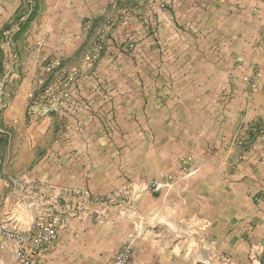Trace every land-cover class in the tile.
Returning a JSON list of instances; mask_svg holds the SVG:
<instances>
[{"label":"rangeland","instance_id":"1","mask_svg":"<svg viewBox=\"0 0 264 264\" xmlns=\"http://www.w3.org/2000/svg\"><path fill=\"white\" fill-rule=\"evenodd\" d=\"M0 2H22L0 4V168L19 204L1 224L55 222V264H264L254 189L233 177L264 149V121L246 123L264 111V0L116 2L59 66L17 36L34 0ZM53 176L72 185L53 195Z\"/></svg>","mask_w":264,"mask_h":264},{"label":"crops","instance_id":"2","mask_svg":"<svg viewBox=\"0 0 264 264\" xmlns=\"http://www.w3.org/2000/svg\"><path fill=\"white\" fill-rule=\"evenodd\" d=\"M116 2H139V0H34L29 6L30 9L26 15V22L23 24L21 30L18 29L19 33L17 36L24 35L25 37L27 34L31 36L32 33L35 35V32H37L41 41L40 45L44 46L47 55L57 59L59 66V64L61 65V61L72 57L82 45L84 39V20H98ZM0 4L2 7L5 5V10H12L16 14L22 2H12L8 5L0 2ZM5 10L0 13V20L9 15ZM27 24H32V26H27V28L25 27ZM258 85L260 88L264 86V66L261 68L258 77ZM259 121H264V111L250 116L246 123ZM260 149L259 147L255 148L254 153L256 152L257 154L253 158H249V155L244 153V161L239 168L240 170L234 173L233 177L241 184V188L245 187V183H251L250 187L254 189L253 193L256 195L254 199L255 204L252 205L249 213L245 214L248 215L245 220L252 224L250 229L254 240L261 242V250L264 251V149L259 151ZM260 153L261 156L257 157ZM53 177L50 181H47L53 187V195H56L59 188L72 185L66 178ZM14 184L15 181L5 174L3 168H0V202H3L2 209L5 210V213L19 206L18 200L13 199ZM62 232L63 229L60 230L57 240L40 257L37 264L58 263L61 259V253L69 250L66 247ZM112 257L113 254L110 256L109 261H111ZM8 259V256L2 255L0 251V264L7 262Z\"/></svg>","mask_w":264,"mask_h":264},{"label":"built area","instance_id":"3","mask_svg":"<svg viewBox=\"0 0 264 264\" xmlns=\"http://www.w3.org/2000/svg\"><path fill=\"white\" fill-rule=\"evenodd\" d=\"M57 235L55 222L39 220L24 230L0 223V249L10 255L16 264H37ZM130 258V251L122 250L113 255L111 264H129Z\"/></svg>","mask_w":264,"mask_h":264}]
</instances>
